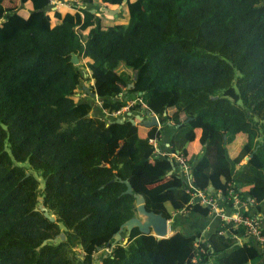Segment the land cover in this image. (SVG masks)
Returning a JSON list of instances; mask_svg holds the SVG:
<instances>
[{
  "label": "trees",
  "instance_id": "obj_1",
  "mask_svg": "<svg viewBox=\"0 0 264 264\" xmlns=\"http://www.w3.org/2000/svg\"><path fill=\"white\" fill-rule=\"evenodd\" d=\"M73 1L26 0L16 11L0 1V264H258L264 249L238 244L243 228L232 224L207 237L133 228L104 249L136 215L121 180L167 219L189 203L183 177L168 174L175 159L149 143L167 124L195 187L233 181L264 218V0H126L116 17L90 10L122 0ZM124 107L149 109L159 125L109 122L104 110ZM112 140L124 150L109 153ZM60 232L63 241L40 246Z\"/></svg>",
  "mask_w": 264,
  "mask_h": 264
},
{
  "label": "built area",
  "instance_id": "obj_2",
  "mask_svg": "<svg viewBox=\"0 0 264 264\" xmlns=\"http://www.w3.org/2000/svg\"><path fill=\"white\" fill-rule=\"evenodd\" d=\"M154 141L155 138L149 139V143L153 144ZM165 154L162 153V155ZM168 156L175 159L179 166L180 174L184 177L186 189L190 195V202L199 203L202 206L208 207L209 213H218L223 223L222 227L225 224H232L233 228L241 226L243 232L239 235L240 237L242 236L247 241H251L261 248H264V218L256 213L255 210L251 211V199L242 198L241 192L236 188L233 181L227 183L224 191L219 190L215 193H208L195 187L193 184L191 166L187 162L184 152H171ZM221 231H223V228ZM240 237H238L239 244L241 243ZM113 246L110 244L104 250L110 253Z\"/></svg>",
  "mask_w": 264,
  "mask_h": 264
},
{
  "label": "water",
  "instance_id": "obj_3",
  "mask_svg": "<svg viewBox=\"0 0 264 264\" xmlns=\"http://www.w3.org/2000/svg\"><path fill=\"white\" fill-rule=\"evenodd\" d=\"M126 0H122L121 4L114 8H108L104 7L103 11L104 13L117 16L118 12L120 11V8L125 4ZM94 10L92 9L91 12ZM70 62L74 65L79 64V58L78 54L71 52L70 54ZM137 77V72H134L133 80H135ZM134 83L130 82L127 87H133ZM85 90L89 92V89L85 87ZM91 95H94V93H91ZM129 117H117L113 120H109V122H115V123H123L125 120L129 121L131 124L135 125H141L143 127H151V126H158L159 120L157 118V115L152 113L149 109L143 107L141 108L140 112L138 114L128 113ZM251 155L245 156L244 160H248ZM171 171L168 172L170 174ZM120 180V179H119ZM123 183H125L126 188L123 191L124 194H133L135 198V205H136V215L127 219L124 221L119 229L113 234L112 239L110 241L111 245H115L119 241H122V243H126L128 241V238L130 236V233L133 228H137L140 233L148 234L152 233L157 238H166L170 235H172L173 231L170 230L168 225V219L164 217L161 213H155L153 211H148L145 208V198L142 194L139 193H133L132 186L130 182L126 179L121 180ZM212 187L209 188L211 190ZM38 206L36 210L42 212L43 216L47 218L49 221L54 222L55 216L51 215L47 209V207L44 205L43 197L38 196ZM65 239V234L63 232H60L56 234L53 238L44 239L40 246H44L49 241L56 242L58 240L63 241ZM238 243V242H237ZM239 244V243H238ZM105 257V255H103Z\"/></svg>",
  "mask_w": 264,
  "mask_h": 264
},
{
  "label": "crops",
  "instance_id": "obj_4",
  "mask_svg": "<svg viewBox=\"0 0 264 264\" xmlns=\"http://www.w3.org/2000/svg\"><path fill=\"white\" fill-rule=\"evenodd\" d=\"M0 1H2V4L4 6L10 8L13 11H16L18 9V7H21L22 3H24L26 0H0ZM25 4H27V3H25ZM51 4H52V9H55V8L63 9V8H68L70 5H76V3L73 0H51ZM124 5L120 8V11L123 9ZM104 7H106V6L101 5V4H96V5H94V7L92 9L94 11H103ZM120 11L118 12L117 16L122 15L120 13ZM111 16H113V15H111ZM113 17H116V16H113ZM140 110H141V108L140 109L138 108V109L131 112L128 110V107H124L121 111H119L117 113L109 114V115H112L113 117H108V113L105 110H104V113H106V117L108 118V120H113L117 117L127 118V117H129V115H128L129 112L131 113V115L138 114L140 112ZM94 111H96V110H94ZM98 111H100L99 108H98ZM173 129H174L173 126L168 125V124L164 125L162 127L160 137H158V138L156 137L155 141L153 143V146L155 147L154 152L156 155L162 156V153H166L165 155H168L169 153L172 152V150L169 146V137H170ZM190 148L192 149V152L198 153V149L196 148V145H190ZM123 150H124V144L118 140H112L111 143L109 144V147H108V151L111 154L114 152H122ZM177 168H179V167H177ZM236 168L237 167H234V170ZM172 171H174V172L177 171V173L180 174V169L173 168L171 170V172ZM181 176L183 177V175H181ZM183 180H184V177H183ZM193 204H194V202L189 201V203L182 210L174 212L172 217L170 219H168V225H169V228L171 231H173V232L181 231L185 234L198 232L199 235H201L203 237H207L214 230H217V229L221 230L222 229L223 223H222L221 218H220L218 213H214V212L209 213L208 212V214L206 216H203L200 213H198L192 207ZM250 209H251V211L254 210V208H252V207ZM239 239H240L241 243L244 241L247 242V239L242 237V236ZM248 245L250 246V250L252 251V253H253V250L258 251L260 249H264V248H261L260 246L254 244L252 242L249 243ZM262 262H264V256L261 258V260L258 264H260Z\"/></svg>",
  "mask_w": 264,
  "mask_h": 264
},
{
  "label": "rangeland",
  "instance_id": "obj_5",
  "mask_svg": "<svg viewBox=\"0 0 264 264\" xmlns=\"http://www.w3.org/2000/svg\"><path fill=\"white\" fill-rule=\"evenodd\" d=\"M93 81L91 80V81H89V82H85V83H87V84H90V83H92ZM80 95L82 96V99H84V100H87V99H90V97H88L86 94H84V93H80ZM94 98H92V100H93ZM97 100V99H96ZM94 108L95 109H98V108H96L95 106H94ZM97 111V110H96ZM98 112V111H97ZM100 112V111H99ZM108 117H113L112 115H109L108 114ZM71 237H72V240H73V244H74V248L75 249H79V245H78V243H77V239L75 238V236H73L72 234H71ZM78 251V250H77ZM78 256H82L81 254H79ZM96 259H97V255H95L94 256Z\"/></svg>",
  "mask_w": 264,
  "mask_h": 264
}]
</instances>
